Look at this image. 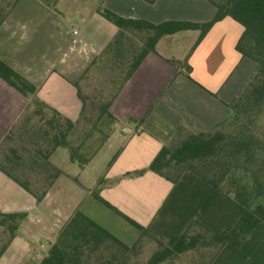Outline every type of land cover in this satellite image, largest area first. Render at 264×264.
Returning a JSON list of instances; mask_svg holds the SVG:
<instances>
[{
	"label": "crops",
	"instance_id": "0c3cea01",
	"mask_svg": "<svg viewBox=\"0 0 264 264\" xmlns=\"http://www.w3.org/2000/svg\"><path fill=\"white\" fill-rule=\"evenodd\" d=\"M101 9L154 24L207 23L216 15L207 0H14L0 26V58L37 86L42 102L78 123L73 142L86 129L75 84L87 72L102 71L109 60L131 56L128 39L105 53L119 29ZM243 33L241 24L225 18L192 53L199 31L162 38L113 101L110 113L117 123L89 164L80 168L66 148L51 155L48 162L61 174L41 202L0 171V212L28 214L4 252L8 236L0 227V264H41L77 212L129 247L141 232L113 208L169 247L195 221L216 233L231 231L242 208L193 173L186 171L175 185L149 171L127 174L147 169L180 126L208 132L230 120L231 104L256 70V63L237 51ZM187 58L190 76L177 74L169 60ZM33 110L31 98L0 78V143L11 131L26 138L23 121ZM23 170L31 169L26 164ZM212 264H264V224L241 249L225 246Z\"/></svg>",
	"mask_w": 264,
	"mask_h": 264
},
{
	"label": "trees",
	"instance_id": "16d2710c",
	"mask_svg": "<svg viewBox=\"0 0 264 264\" xmlns=\"http://www.w3.org/2000/svg\"><path fill=\"white\" fill-rule=\"evenodd\" d=\"M144 1L154 4L157 0ZM207 1L216 8L214 19L207 23L168 21L154 24L146 20L126 19L107 9L100 10L101 15L119 29L105 53L124 45L127 39L132 40L131 50L128 51L132 62L117 91L106 102L99 103L85 96L81 85L75 84L83 103L81 122L86 129L82 135L75 137L74 142L70 137L76 133L78 123L71 122L42 102L37 96V86L0 58V78L23 96L31 98V106L34 108L23 121L27 137L17 136L11 131L0 143V171L41 202L61 174L48 162L51 155L58 148H66L71 161L80 168L89 164L95 153L111 137L117 123V119L110 113L113 101L145 58L156 51L162 38L186 31H199L200 37L192 53L216 23L232 18L244 28L237 51L243 57L253 60L256 70L231 104L230 120L208 132L180 126L147 169L127 176H142L149 171L175 185L189 171L231 197L242 208L239 222L231 231L216 233L195 221L177 243L169 247L151 235L148 229L113 208L141 232L137 243L129 247L87 216L77 212L41 264H123L129 254L143 246L147 239L158 246L147 264L172 262L190 253L198 255L197 258L203 264H212L225 246L241 249L258 226L264 224V0ZM52 9L57 12L55 5ZM6 16L0 21V26ZM134 41L137 42L136 49ZM109 61L119 65L125 63L122 62L124 60ZM188 61L189 58L184 61L169 60V63L177 74L183 71L190 76ZM87 73L81 81L87 79ZM89 102L93 108L98 107V116L92 130L89 129L91 121L87 117ZM104 119L107 120L108 130L104 138L98 141L94 130L103 132L100 125ZM38 159L41 160L40 164ZM26 164L31 169L29 172L23 170ZM94 197L111 207L99 194L94 193ZM27 217V213L0 212V227L5 229L8 236L2 252L16 237L20 225Z\"/></svg>",
	"mask_w": 264,
	"mask_h": 264
},
{
	"label": "rangeland",
	"instance_id": "374dc122",
	"mask_svg": "<svg viewBox=\"0 0 264 264\" xmlns=\"http://www.w3.org/2000/svg\"><path fill=\"white\" fill-rule=\"evenodd\" d=\"M13 3L14 0H0V21L7 15ZM128 59L129 60L122 61L125 63L121 65H119V63H109L110 61H108V64H106L102 71L93 72L87 75V79L81 81L80 83L82 87V93L99 103L108 101L117 91L118 86L128 72L130 63L132 62V57L130 56ZM118 65L121 67L120 69L118 68ZM89 104L87 117L91 121L89 129L92 130L94 121H96L98 116V107L93 108V104L91 102H89ZM100 128H102L103 132L94 130L96 139L98 141L102 140L105 133H107L108 128L106 119L102 121ZM97 146L98 143L97 145H94L95 149ZM157 249V244L152 240L147 239L145 240L143 246L139 247L135 252L129 254L127 261L123 264H147ZM197 257L198 255L195 253H190L183 255L172 262L164 264H203L204 262L202 263V261H200V259Z\"/></svg>",
	"mask_w": 264,
	"mask_h": 264
},
{
	"label": "built area",
	"instance_id": "2783aa9c",
	"mask_svg": "<svg viewBox=\"0 0 264 264\" xmlns=\"http://www.w3.org/2000/svg\"><path fill=\"white\" fill-rule=\"evenodd\" d=\"M74 35H75V36H78V35H79V32L75 30V31H74ZM76 43H77V41L75 40V41H74V44H76Z\"/></svg>",
	"mask_w": 264,
	"mask_h": 264
}]
</instances>
